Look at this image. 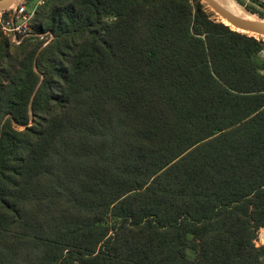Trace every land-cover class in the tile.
I'll return each mask as SVG.
<instances>
[{
  "label": "trees",
  "instance_id": "obj_1",
  "mask_svg": "<svg viewBox=\"0 0 264 264\" xmlns=\"http://www.w3.org/2000/svg\"><path fill=\"white\" fill-rule=\"evenodd\" d=\"M208 10L48 0L19 44L0 26V264H264V41Z\"/></svg>",
  "mask_w": 264,
  "mask_h": 264
},
{
  "label": "built area",
  "instance_id": "obj_2",
  "mask_svg": "<svg viewBox=\"0 0 264 264\" xmlns=\"http://www.w3.org/2000/svg\"><path fill=\"white\" fill-rule=\"evenodd\" d=\"M48 0H38L30 11L27 10L24 3L19 2L14 8L0 12V26L2 32L11 38L12 42L19 44L23 38L31 33L30 21L34 17L38 8L44 5ZM243 4V7H251L258 13L264 15V0H236ZM256 248H264V227L256 232L253 241Z\"/></svg>",
  "mask_w": 264,
  "mask_h": 264
},
{
  "label": "water",
  "instance_id": "obj_3",
  "mask_svg": "<svg viewBox=\"0 0 264 264\" xmlns=\"http://www.w3.org/2000/svg\"><path fill=\"white\" fill-rule=\"evenodd\" d=\"M206 7L218 18H220V21L222 24H224L222 21H225L227 24H224L228 28H230L232 31L245 34L251 37H258L259 39L264 40V20L258 17L255 14L250 13L247 11L243 6H241L237 1V5L239 7H242L245 9L247 13L250 15H253L257 17V21L254 20H246L243 18H239L223 8L221 5H219L215 0H201ZM21 2V0H0V12L8 10L15 6L14 4H18ZM216 19V18H215ZM222 20V21H221ZM257 39V38H256Z\"/></svg>",
  "mask_w": 264,
  "mask_h": 264
},
{
  "label": "bare ground",
  "instance_id": "obj_4",
  "mask_svg": "<svg viewBox=\"0 0 264 264\" xmlns=\"http://www.w3.org/2000/svg\"><path fill=\"white\" fill-rule=\"evenodd\" d=\"M17 1V0H16ZM219 5H221L223 8L234 14L235 16L239 18H243L246 20H254L257 21V17L248 14H245L244 11L239 8L238 6H234L232 3H230L229 0H215ZM15 5V4H14ZM244 9V8H243ZM245 10V9H244ZM222 21V20H221ZM224 24H227L225 21H222Z\"/></svg>",
  "mask_w": 264,
  "mask_h": 264
},
{
  "label": "rangeland",
  "instance_id": "obj_5",
  "mask_svg": "<svg viewBox=\"0 0 264 264\" xmlns=\"http://www.w3.org/2000/svg\"><path fill=\"white\" fill-rule=\"evenodd\" d=\"M23 3H24V5L26 6V8H27V10L28 11H30L31 9H32V7H33V5H35V3L38 1V0H21ZM201 1V0H200ZM230 1V3H232L234 6H236V4H235V2L233 1V0H229ZM236 1V0H235ZM202 2V1H201ZM203 3V2H202ZM46 4V3H45ZM44 4V5H45ZM204 4V3H203ZM44 5H42V6H40L39 8H38V10L41 8V7H43ZM15 6H16V4H15ZM15 6H13L12 8H14ZM242 6V5H241ZM12 8H10V9H12ZM242 9V8H241ZM37 10V11H38ZM243 11H244V13L245 14H248L244 9H242ZM209 11V10H208ZM210 12V11H209ZM213 17H215L216 18V20H220V18H218L216 15H214ZM32 20V19H31ZM30 23H31V21H30ZM257 39H259L258 37H256ZM49 39L50 38H45V42H48L49 41ZM264 41V40H263ZM259 62H264V48H263V50H261V53H260V57H259ZM187 255H188V257H192L193 256V254L191 253V251H188L187 252Z\"/></svg>",
  "mask_w": 264,
  "mask_h": 264
}]
</instances>
